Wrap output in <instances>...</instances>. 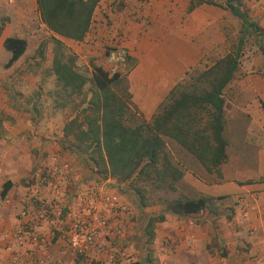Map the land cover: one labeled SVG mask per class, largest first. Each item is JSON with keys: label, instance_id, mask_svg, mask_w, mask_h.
Instances as JSON below:
<instances>
[{"label": "crops", "instance_id": "crops-1", "mask_svg": "<svg viewBox=\"0 0 264 264\" xmlns=\"http://www.w3.org/2000/svg\"><path fill=\"white\" fill-rule=\"evenodd\" d=\"M190 1L100 0L85 38L62 41L78 52L83 50L94 64L107 71L111 66L108 53L126 50L131 109L139 118L150 121L188 71L196 66L204 70L226 54L229 32L233 30L234 37L239 36L241 25L223 5L225 0L204 2L188 12ZM240 2L257 32L264 30V0ZM1 19L0 237L16 228L18 212L31 191V176L50 165L54 154L70 156L61 138L63 125L71 118L66 107L50 103L49 90L56 86L55 75L45 77L46 73L40 72L41 58L34 54L39 44L51 36L40 20L36 0H0ZM8 37L27 41L25 52L9 66L6 64L11 53L3 46ZM262 37L264 48V34ZM260 60L243 61L223 90L228 145L221 176L207 173L199 164L198 173L183 167L184 174L176 184L177 193L182 190L180 184L187 186L185 190L191 194L185 191L183 195L188 197L226 198L216 202L213 211L206 209L187 216L165 212V219L156 223L153 238L146 243L143 227L147 218L160 212L163 205L139 206L134 194V199H129L124 192L123 183L110 178L109 187L117 189L120 201L130 206L132 215L121 217L127 228L120 235L100 238L91 248L93 262L113 264L111 254L122 249L128 258H121L118 264H264V182L239 184L249 177L255 180L264 176V73H241L242 67L246 70L247 65ZM261 66L264 69V60ZM36 79H41V87L39 92H32ZM15 83L19 88L16 92L11 88ZM181 157L173 160H195L187 151ZM81 166L87 171V165ZM254 170L259 173L244 177ZM122 221H114L113 229L121 227ZM38 228L47 234V224ZM47 243L41 251L44 264H75L81 259L60 239L51 238ZM4 246L0 240V264H10Z\"/></svg>", "mask_w": 264, "mask_h": 264}, {"label": "trees", "instance_id": "trees-1", "mask_svg": "<svg viewBox=\"0 0 264 264\" xmlns=\"http://www.w3.org/2000/svg\"><path fill=\"white\" fill-rule=\"evenodd\" d=\"M100 0H36L41 22L51 32L53 43L51 71L62 95H81L90 84V97L77 113L63 125L61 145L70 154L81 156L92 172L102 179L111 178L127 183L137 197L139 206L150 204L148 186L175 191L184 171L166 153L165 137L174 139L202 165L209 174L221 176L220 168L227 161L228 141L224 136L223 90L233 78L239 64L243 41L249 29L258 30L251 22L240 0H225L224 6L241 25L234 52L216 59L197 76L203 84L200 92L178 90L176 84L150 121L139 118L131 109V95L123 86L120 73L110 74L101 66L90 63V76L79 71L74 54L62 39L82 41L91 24ZM214 0H191L188 12L201 3ZM3 22L0 24V32ZM4 48L11 53V65L26 50L23 38L8 37ZM44 42L36 49L43 56ZM61 95V94H60ZM65 107V104H61ZM264 111V103H262ZM206 114L205 124L198 127L196 117ZM264 182V176L247 179L239 184ZM6 187L4 188L5 191ZM4 191L2 194H4ZM226 196L211 197L178 195L163 202V209L148 216L143 227L146 243H150L156 223L165 219V212L187 216L206 209L213 211L216 202ZM129 264H140L130 262Z\"/></svg>", "mask_w": 264, "mask_h": 264}, {"label": "built area", "instance_id": "built-area-1", "mask_svg": "<svg viewBox=\"0 0 264 264\" xmlns=\"http://www.w3.org/2000/svg\"><path fill=\"white\" fill-rule=\"evenodd\" d=\"M107 59L111 64L108 72L113 74L120 65H125L128 53L124 49L111 50ZM81 165L86 166L77 155L54 154L50 165L31 176V191L18 212L16 228L0 237L10 264H44L41 251L51 238L66 242L85 264L98 263L89 256L96 242L126 230L127 224L121 217L130 218V206L120 201V193L114 186L109 187L110 178L102 179ZM117 219L122 221L121 227L114 230L113 222ZM40 224L48 225L46 235L39 232ZM117 258L128 256L119 249L111 254L110 261Z\"/></svg>", "mask_w": 264, "mask_h": 264}, {"label": "rangeland", "instance_id": "rangeland-1", "mask_svg": "<svg viewBox=\"0 0 264 264\" xmlns=\"http://www.w3.org/2000/svg\"><path fill=\"white\" fill-rule=\"evenodd\" d=\"M113 6H116V4L114 3ZM3 21L4 20L1 19L0 24ZM263 34H264V30H260V32H257L253 29H249V32H248L245 40L243 41L241 56L239 58V64H238L236 71L238 69H240L241 63L243 61L248 60V59H253V58L259 57V58H261V60L259 62L262 63V60H264V48H263V37H262ZM227 35H228L227 36L228 43L226 44L227 45V47H226L227 51L228 52H234L236 49V45H237L239 36L237 38H235L234 37L235 35L233 34V30L231 32H229V34H227ZM64 45L68 50H70L74 54L75 64H76V67L79 69V71L84 73L86 76H90V63L92 62V60L89 57L85 56L83 50H80L78 52L76 50V48L74 46L69 45V43H64ZM52 47H53V43L50 40V36H47L44 39L43 56L40 57L41 62H42V64L40 65L42 68L40 72L46 73L45 77H48V78H49V75L53 74L51 71V60H50V58H52ZM104 50L106 52L108 51L107 48H105ZM28 51H29V48L27 49V52ZM34 54L35 55L37 54L36 51ZM261 63H258L257 61H255L254 65L253 64L251 66L247 65L246 70H243V67H242L241 73H247L248 72V73L262 74V73H264V69L261 66ZM129 66H130V62L127 60L125 65H120L114 72H112V73H115V72L120 73L121 77L123 78V83H122L123 86L127 85L126 75H127L128 70H129ZM207 66L208 65H206V68H207ZM26 68H27V66H26ZM38 69L39 68H37V70ZM202 71H203V69H201V66H196L195 68L188 71L187 74L185 75V77L178 82V84H180L178 90L200 92L201 88L203 87V84H200V82L199 83L197 82V76ZM34 83L36 84V86L31 89V90H33L32 92H39L38 89H40L39 87H41L40 86L41 85V79L40 80L36 79V81ZM11 88L15 92L17 91V89H19L18 84H16V83H15V87L13 86ZM90 88H91V86L88 83L87 85H85V87L83 89V93L81 95H77V96L73 95L71 97H67L66 95L63 96L62 95L63 93L59 92V89L57 86H54L53 88H51L49 90L50 94H49L48 98L50 100V103H54V102L56 103L57 102L56 103L57 105L58 104H60V105L65 104V107H66L65 109L67 110L69 117L70 116L73 117L77 113V111L80 109V107L83 106V102L86 101L90 97V91H89ZM207 119H208V117L206 114L201 115V113H199L198 117H196L195 123L196 124L198 123V127H201L202 125L205 124ZM224 136H225V134H224ZM165 142H166V153L174 164H176L181 169H183V167H186V169L187 168L193 169L195 171V173H198V169L201 167L195 158H194L195 160H191L189 158L190 160L183 159V161L179 160V162H176L175 160H173L174 157L182 158L181 153L186 152L187 150L182 148L180 146V144H178L172 138L165 137ZM172 152H174L175 155H173ZM79 157L82 158L81 156H79ZM82 160H83V158H82ZM180 163H181V165H180ZM234 163H236V162H234ZM228 166H230L229 163H228ZM88 169L90 170V167L86 168L87 171H88ZM254 173L256 174L259 172H257V170H254L253 172H250V174L245 173L248 176H244V177H249L251 175H255ZM208 178L209 177L206 176V179H208ZM249 178L251 179L253 177H249ZM123 184H124L123 185L124 186L123 187L124 192L127 193L129 199H134L133 198V192L128 187V184L127 183H123ZM180 186L182 189L181 192H179L180 194H184L185 191H187L188 194H191V192L189 190H185V188L187 189V186L182 185V184H180ZM147 188H148V192L146 193V196H147L150 204H152V205H154V204H162L163 205V202L165 200L174 198V197L178 196V194H179L176 191H171V190L166 189V188L157 189L153 186H148ZM120 261H121V258H117L114 262H110V263L118 264ZM83 262L84 261H81V259H78V262H76L75 264H84ZM93 264H97V263H93Z\"/></svg>", "mask_w": 264, "mask_h": 264}]
</instances>
